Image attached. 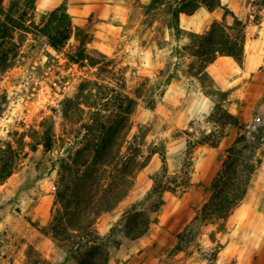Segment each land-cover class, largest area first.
Masks as SVG:
<instances>
[{"label":"crops","instance_id":"0c3cea01","mask_svg":"<svg viewBox=\"0 0 264 264\" xmlns=\"http://www.w3.org/2000/svg\"><path fill=\"white\" fill-rule=\"evenodd\" d=\"M63 2L73 26L91 25L95 48L112 55L128 52L133 57L130 64L152 80L167 67L199 66L201 61L191 59L196 56L190 52L186 62L172 53L173 43L182 50L185 44L177 31L204 35L213 25H220L235 40V21L241 22L240 62L232 55L217 53L205 65L204 73L211 80L207 85L202 73L169 75L155 94L154 106L139 110L143 122L152 126L149 142L158 148L147 152V164L134 186L112 211L98 218L96 229L107 235L125 210L153 188L157 173L165 165L164 179L175 178L177 183L153 194L163 201L153 214L155 220L138 238L130 239L124 232L118 236L119 243L110 250L107 264H251L256 256L264 260V141L256 151L257 165L243 200L225 220L218 221L223 229L213 233L208 226L195 222L237 135L245 132V126L256 117L264 124V0H220L221 5L212 9L200 4L192 13L180 12L177 28L166 25L159 32L165 44L157 41L155 23H143L153 0H36L41 10H53ZM171 57L174 61L170 63ZM221 102L243 128H230L213 118ZM202 135L208 139L197 142ZM190 142L196 144L188 153ZM53 200L54 195L43 194L35 206L25 205L22 212L29 208L26 214L33 213L35 219L45 217ZM15 212L18 217L8 212L0 217V232L9 229L16 237L25 236L29 223L21 212ZM28 244H35L41 257L54 264H80L66 253H58L51 236L41 228L35 230V240L28 239L24 245ZM13 261L21 264L19 258ZM7 263L10 255L0 254V264Z\"/></svg>","mask_w":264,"mask_h":264},{"label":"trees","instance_id":"16d2710c","mask_svg":"<svg viewBox=\"0 0 264 264\" xmlns=\"http://www.w3.org/2000/svg\"><path fill=\"white\" fill-rule=\"evenodd\" d=\"M162 1L153 0L150 7L161 4ZM200 4L211 9L221 5L220 0H176L172 9L174 26L176 28L178 26L180 12L192 13ZM9 11L5 9L3 0H0V72L13 67L18 59L20 48L14 43L15 32H31L25 26V20L14 19ZM240 23L235 21L234 28L237 32L235 40L231 39L220 25H213L211 31L204 35L190 34L195 39L191 45L193 54L201 61L196 70L197 75L204 73L205 65L211 62L217 53L232 55L237 61H241L243 35ZM36 28L47 37L51 48L63 49L74 30L66 3L63 2L55 7L43 26L36 25ZM80 42L82 45L85 40L80 39ZM80 45L77 58H73L75 62L81 60L84 51ZM112 91L114 93L110 101L112 109L109 113L92 111L85 125L82 146L60 160V179L56 192L58 207L53 214L49 229L45 231L57 246L65 249L68 257L78 260L80 264L108 263L110 256L108 239L114 231V226L108 235L103 236L95 227L96 221L103 214L112 211L127 196L131 190L130 178H135L148 161V158L144 160L137 158V148L132 144L128 147L127 153L120 154V140L129 129V116L135 111L138 102L137 97H129L115 92L114 89ZM5 106V96L1 94L0 117ZM220 117L226 119L223 125L228 124L230 128H243L239 120L228 112L219 115ZM213 118H216L215 114ZM41 132V139L36 144L35 141L31 143L30 150L24 152L22 157V152L11 140H0V185L23 167L36 170L38 175L48 171L55 145L54 131L51 126H47ZM31 136H35V131ZM207 139L206 135H202L197 142H204ZM263 141L264 124L253 134V138H249L245 132L237 135L234 143L227 150L221 170L212 181L207 201L195 217L197 224L213 225L215 232L223 229V225L218 221L225 220L243 200L257 165L256 151ZM195 144L196 142L189 143L188 153ZM36 155L38 158L35 161ZM161 156L165 162L163 152ZM161 174L160 179L156 177L155 185L146 195L147 198L170 189L172 184L177 183L175 178L163 179L166 175L165 165ZM25 187V184H21L17 194ZM162 203L160 199L151 213L154 214ZM138 205V202L133 203L122 215L126 223L125 235L130 239L138 238L146 233L150 223L155 220L153 215L138 209ZM25 264L54 263L41 257L36 249L29 246Z\"/></svg>","mask_w":264,"mask_h":264},{"label":"rangeland","instance_id":"374dc122","mask_svg":"<svg viewBox=\"0 0 264 264\" xmlns=\"http://www.w3.org/2000/svg\"><path fill=\"white\" fill-rule=\"evenodd\" d=\"M3 4L5 9H9V12L13 14L14 19L25 20V26L31 32H15L14 43L20 48L18 59L13 67L0 72V95L5 96L6 105L0 117V140H11L22 152V157L24 152L30 150L31 143L35 141L36 144L41 139V131L45 127L51 126L54 131L55 145L52 149L51 166L48 171L38 175L36 170L23 167L0 185V211L3 212L0 217L5 215V212L18 217L15 212L18 211L29 223L25 236L16 237L9 229L0 232V254L10 255V264H14L15 258H19L21 264H25V253L28 247L36 248L35 244H28L27 247L24 244L28 239L35 240L36 229L41 228L44 232L49 229L53 214L58 207L56 192L60 179V160L82 146L85 125L91 112L109 113L112 109L110 101L113 89L129 97H137L136 109L129 116V129L120 140V154L127 153L128 147L132 144L137 148L138 159L149 158L150 154L147 152L158 147L149 142L148 133L152 126L143 122V118L139 116V110L142 112L145 108L154 106L155 94L161 85L165 84L169 75L185 74L186 71L197 75V67L190 69L167 67L161 71L158 78L152 80L144 76L138 66L130 64L133 57L129 56L128 52L122 51L112 55L95 48L91 25H75L73 34L65 47L54 50L49 46L47 37L36 28V25L43 26L48 20L51 8L41 10L40 7L39 9L36 0H3ZM174 6L175 0H163L161 4L147 8L150 15L143 23H155L157 41L161 44H165V41L159 38V32L166 25H174L172 16ZM176 34L185 44L182 50L173 43L172 53L177 54L180 60L186 62L193 54L191 45L195 39L190 34L181 31H177ZM80 39H84L85 43L80 45ZM79 45L84 51L81 60L75 62L73 58H77ZM189 52L192 54L188 56ZM191 59L200 61L198 57ZM172 61L174 57L169 59L170 63ZM201 77L206 85L211 84L207 74L203 73ZM222 104V102L219 103L215 111V119L221 124L226 119L219 118V115L227 112ZM34 131L35 136H31ZM37 158L36 155L35 161ZM161 175V172L157 173L158 179ZM136 177L130 178L131 188L135 184ZM21 184H25L26 187L17 194ZM43 194L54 195V200L47 216L35 219L33 213L26 214V212L30 207L35 206ZM10 199L12 200L8 203ZM159 200L158 195L148 198L144 196L136 201L139 203L137 208L146 214L153 215L151 211ZM25 205H29V208L22 212ZM125 225L122 217L114 225V231L108 239L109 250L119 243L117 237L123 232L125 234ZM208 228L212 229L213 233L215 232L213 225H208ZM56 247L58 253H66L63 247L57 245ZM216 252L211 254V258L215 257ZM232 264H236V261ZM251 264H264V260L256 256Z\"/></svg>","mask_w":264,"mask_h":264},{"label":"built area","instance_id":"2783aa9c","mask_svg":"<svg viewBox=\"0 0 264 264\" xmlns=\"http://www.w3.org/2000/svg\"><path fill=\"white\" fill-rule=\"evenodd\" d=\"M262 124V120L256 117L245 126V133L249 138H253V134L259 129ZM206 128V127H205ZM206 130V129H203Z\"/></svg>","mask_w":264,"mask_h":264}]
</instances>
